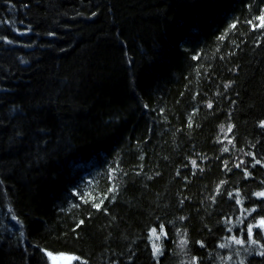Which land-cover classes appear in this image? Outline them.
Returning <instances> with one entry per match:
<instances>
[{
	"label": "trees",
	"instance_id": "trees-1",
	"mask_svg": "<svg viewBox=\"0 0 264 264\" xmlns=\"http://www.w3.org/2000/svg\"><path fill=\"white\" fill-rule=\"evenodd\" d=\"M260 16L264 0H0V264H264Z\"/></svg>",
	"mask_w": 264,
	"mask_h": 264
},
{
	"label": "snow or ice",
	"instance_id": "snow-or-ice-1",
	"mask_svg": "<svg viewBox=\"0 0 264 264\" xmlns=\"http://www.w3.org/2000/svg\"><path fill=\"white\" fill-rule=\"evenodd\" d=\"M257 19L260 21L259 27H264V16H260ZM50 35H52V34L50 33ZM9 43H11V42L9 41ZM211 106H212L211 104L208 105V107H211ZM261 126L264 127V122H262ZM228 131L229 132L231 131L230 127H229ZM192 163H193V165H195V161H193ZM241 163H243V162H241ZM256 163L259 164L260 161L257 160ZM237 167H240V165H237ZM229 195L231 196L232 194L230 193ZM255 195L257 197H264V191L255 193ZM236 202L239 204L241 201L239 199H237ZM94 206L97 208L100 207L99 204H95ZM80 224H83L82 220L80 221ZM159 227H160V234L157 233L156 228H153L151 230V237L154 238L156 241H158L160 239L161 235H164V236L167 235V233H165L163 230V225H160ZM255 227H258V228L264 230V217H262L259 220V222L255 225ZM232 241L235 244L241 245V246H243L245 244V240L237 239L236 237H232ZM247 242L250 245H257L259 243L258 240L254 239V232H253L252 226H249L247 228ZM186 243H187V241H181V245H185ZM221 247H224V245H221ZM261 247H264V245H262ZM153 254H154V256H159L160 254H162V249L157 243H153ZM258 254L261 256H264V251H260ZM46 255L53 262V264H55V260L57 259V255H55L53 252H46ZM63 258L68 260V261H77V262L80 261V258L75 257V256H64ZM84 264H86V262H84ZM241 264H243V262H241Z\"/></svg>",
	"mask_w": 264,
	"mask_h": 264
},
{
	"label": "rangeland",
	"instance_id": "rangeland-1",
	"mask_svg": "<svg viewBox=\"0 0 264 264\" xmlns=\"http://www.w3.org/2000/svg\"><path fill=\"white\" fill-rule=\"evenodd\" d=\"M152 241H153V243H157L159 240L156 241L154 238H152ZM64 256H72V255H68V254H57L58 264H71L72 261H68V260L64 259L63 258Z\"/></svg>",
	"mask_w": 264,
	"mask_h": 264
},
{
	"label": "water",
	"instance_id": "water-1",
	"mask_svg": "<svg viewBox=\"0 0 264 264\" xmlns=\"http://www.w3.org/2000/svg\"><path fill=\"white\" fill-rule=\"evenodd\" d=\"M56 255V254H55ZM51 264H53V262L51 261ZM55 264H58V259L55 260Z\"/></svg>",
	"mask_w": 264,
	"mask_h": 264
}]
</instances>
